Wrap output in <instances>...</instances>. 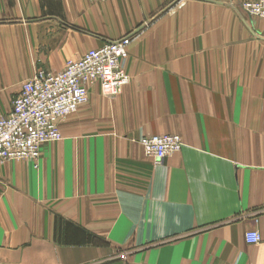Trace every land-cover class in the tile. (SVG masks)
<instances>
[{"label": "crops", "instance_id": "0c3cea01", "mask_svg": "<svg viewBox=\"0 0 264 264\" xmlns=\"http://www.w3.org/2000/svg\"><path fill=\"white\" fill-rule=\"evenodd\" d=\"M251 1L0 0L15 17L0 25V116L39 67L59 73L133 33L123 96L108 103L92 83L89 107H112L115 122L120 107L129 126L133 110L168 111L156 118L182 126L183 142L157 165L107 121L67 118L38 167L0 168V264H264V39L241 11Z\"/></svg>", "mask_w": 264, "mask_h": 264}, {"label": "built area", "instance_id": "2783aa9c", "mask_svg": "<svg viewBox=\"0 0 264 264\" xmlns=\"http://www.w3.org/2000/svg\"><path fill=\"white\" fill-rule=\"evenodd\" d=\"M243 9L264 23V0L247 2ZM132 36L89 50L80 60L69 61L60 73L38 69L24 82L13 97L10 113L0 118V168L16 160H29L37 166L42 145L62 139L60 122L88 103L90 84L99 83L107 97L120 95L130 83L125 65ZM141 146L146 157L161 165L182 150L183 142L178 135L153 136L141 139ZM261 240L258 231L245 234L248 245H258Z\"/></svg>", "mask_w": 264, "mask_h": 264}, {"label": "rangeland", "instance_id": "374dc122", "mask_svg": "<svg viewBox=\"0 0 264 264\" xmlns=\"http://www.w3.org/2000/svg\"><path fill=\"white\" fill-rule=\"evenodd\" d=\"M102 2H104V1H102ZM251 2H253V1H251ZM182 3L184 4V2H181L179 4V6H182ZM243 5L241 6V9H242L241 11L243 12V14L246 15V16L248 15L249 18H251L254 21L260 23V25H261L260 29L256 30L255 32H256V35L259 38L264 39V25H263L264 23H263V20L261 18H259V17L253 16L251 13L249 14L247 11H245L243 9ZM14 18H15L14 15L12 16L11 14H0V25L14 24V23H12V22H14ZM129 35H133L132 36L133 37V41L136 40L135 34L132 33V34H129ZM129 35H126V36H129ZM126 36H124V37H126ZM122 38H120V39H122ZM120 39H118V40H120ZM114 41H117V40H114ZM108 42H113V41H108ZM33 50H34V47H29V51L30 52L33 51ZM129 55H130V50H129ZM38 69H42V68L39 67ZM125 71L127 72L126 65H125ZM127 74H128V72H127ZM130 82H131V77H130ZM128 85L123 89L122 93L120 95H118V96L107 97V96H105L103 94H102V96L107 100L108 103H111V102L115 101L116 99H119L120 97L123 96V93L127 89ZM152 97H153L152 99L157 101V100L163 99L165 97V95H153ZM89 104H90V100L85 106L80 107L76 112H74L71 115L67 116L61 122H64L67 118H70V117H72L74 115H78L80 117H93V121H94L95 125H96V123L98 125H100L101 123H104L105 121H107V123H108L107 124L108 125V131H106V132L123 133L125 135H131L132 141L137 143L138 145H140L142 151H143V148L141 146V139L146 138V137H153V136L178 135V134H180V132L182 130V126H180L179 124L177 126H172V125H166V123H163V124L159 123L160 120L158 118H156V114H162V115H164V117H171L170 114L168 113V111H165V110H161V111H159V110H155V111L154 110H149V112L146 114V115H150L151 114L155 119H157V120H155L156 124H152V119H149L148 122L140 121L146 115L140 116L138 118L139 114L143 113V111L133 110V112H132V114H133V117H132L133 124L131 126H129V124L127 123L128 120H129L128 113H123L121 111L120 107H117V109L119 110L118 114L122 113L123 115L118 117V120H117L118 123H117V121L115 122L113 120V118H112V109H113L112 107L103 106V107H100V108H97V109H95V108L90 109ZM179 105L180 104H178V106ZM8 111H9V109H8ZM94 111H98V112L94 113ZM187 112L192 113L193 111L192 110H177L175 116L177 117V116L181 115L182 113H184L186 115ZM1 113H2V111H0V115H1ZM145 113H146V111H145ZM6 115L7 114H4V116H0V118L5 117ZM61 122H60V125H61ZM95 125L94 126H84L82 128V130L85 129V127H89V130L92 129V128L95 129L96 128ZM98 127H100V126H98ZM59 129H60V132H61V135H62V131H61V127L60 126H59ZM82 130H81V132H82ZM178 136L180 137V135H178ZM33 164H34L35 167H38V165L36 166L35 163H33Z\"/></svg>", "mask_w": 264, "mask_h": 264}, {"label": "bare ground", "instance_id": "6f19581e", "mask_svg": "<svg viewBox=\"0 0 264 264\" xmlns=\"http://www.w3.org/2000/svg\"><path fill=\"white\" fill-rule=\"evenodd\" d=\"M63 70H64V69H63ZM63 70H62V71H63ZM62 71H61V72H62ZM36 72H37V71H36ZM49 72H50V71H49ZM51 73H52V72H51ZM59 73H60V72H59ZM35 74H36V73H35ZM35 74H34V75H35ZM30 79H31V78H30ZM25 82H26V81H25ZM100 88H101V87H100ZM101 93H102V91H101ZM88 97H89V91H88ZM12 100H13V99H12ZM88 102H89V100H88ZM6 116H7V115H6ZM44 145H45V144H44ZM42 146H43V145H42ZM41 149H42V147H41ZM24 161H29V160H24Z\"/></svg>", "mask_w": 264, "mask_h": 264}]
</instances>
